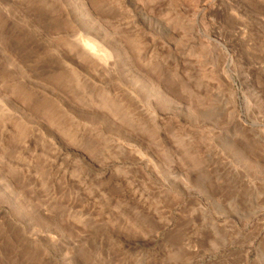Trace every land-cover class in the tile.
<instances>
[{
    "label": "rangeland",
    "instance_id": "rangeland-1",
    "mask_svg": "<svg viewBox=\"0 0 264 264\" xmlns=\"http://www.w3.org/2000/svg\"><path fill=\"white\" fill-rule=\"evenodd\" d=\"M0 264H264V0H0Z\"/></svg>",
    "mask_w": 264,
    "mask_h": 264
},
{
    "label": "bare ground",
    "instance_id": "bare-ground-1",
    "mask_svg": "<svg viewBox=\"0 0 264 264\" xmlns=\"http://www.w3.org/2000/svg\"><path fill=\"white\" fill-rule=\"evenodd\" d=\"M74 27V26H73ZM71 30V29H70ZM79 35V34H78ZM72 42V41H71ZM73 43H74V41H73ZM75 44H77V46L79 47V48H81V51L83 52V53H87L88 55H90V56H88L87 58L88 59H90L91 57L94 59V62L95 63H98V62H103L104 63V61L106 62L107 61V65L110 63H108V60H109V58H111V54H110V52L106 49V46H105V43H103V42H98V41H95V40H93V39H90V38H87V37H85V38H82V37H79V38H77V40H75ZM68 46H70V45H68ZM76 46V45H75ZM77 46H76V48H77ZM74 47V46H73ZM72 47V48H73ZM66 48V47H65ZM79 48H78V50H79ZM115 49V48H114ZM68 50H70V49H68ZM80 51V52H81ZM74 52H75V50H74ZM73 52V53H74ZM86 54V55H87ZM73 55H75V54H73ZM85 55V56H86ZM76 56V55H75ZM67 58V57H66ZM87 58H85V60L87 59ZM92 59V60H93ZM111 60V59H110ZM88 61H90V62H88ZM86 62H88V64L89 63H91V60H87ZM71 63V62H70ZM94 64V63H93ZM105 64V63H104ZM99 65V64H98ZM101 65V64H100ZM84 66V65H83ZM93 66V65H92ZM103 67H104V65H103ZM98 67H96V69H97ZM102 69V68H101ZM98 70V69H97ZM72 74V73H71ZM59 76V75H58ZM71 78V77H70ZM68 80H69V78H68ZM78 80V79H77ZM66 83V82H65ZM68 86V85H67ZM79 102V101H78ZM82 103V102H81ZM91 105V104H90ZM97 114V113H96ZM89 116V115H88ZM94 117V116H93ZM102 120V119H101ZM76 123V122H75ZM99 123V122H98Z\"/></svg>",
    "mask_w": 264,
    "mask_h": 264
}]
</instances>
